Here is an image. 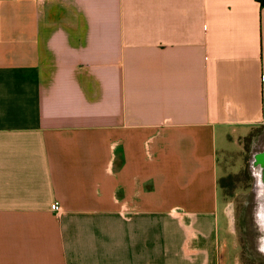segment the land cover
<instances>
[{
	"label": "crops",
	"instance_id": "1",
	"mask_svg": "<svg viewBox=\"0 0 264 264\" xmlns=\"http://www.w3.org/2000/svg\"><path fill=\"white\" fill-rule=\"evenodd\" d=\"M260 128L264 0H0V264H240Z\"/></svg>",
	"mask_w": 264,
	"mask_h": 264
},
{
	"label": "rangeland",
	"instance_id": "2",
	"mask_svg": "<svg viewBox=\"0 0 264 264\" xmlns=\"http://www.w3.org/2000/svg\"><path fill=\"white\" fill-rule=\"evenodd\" d=\"M264 143V128L255 130L247 138L229 142V152L219 153L220 165L218 186L222 200L221 206L232 210L237 242L240 245V264H264V257L257 253L259 235L264 241V194H258L255 215L257 225L252 220L251 206L253 178L249 162L251 155ZM258 230V232H257ZM262 249L261 245H259Z\"/></svg>",
	"mask_w": 264,
	"mask_h": 264
},
{
	"label": "flooded vegetation",
	"instance_id": "3",
	"mask_svg": "<svg viewBox=\"0 0 264 264\" xmlns=\"http://www.w3.org/2000/svg\"><path fill=\"white\" fill-rule=\"evenodd\" d=\"M262 155L264 156V143H263V146H261L257 152H254L251 155V159L249 162L251 176L254 180L253 185H252L253 203H252V206L250 208H251L252 220L257 225L258 229H259V225L256 221L255 209H256V205L258 204V194H260V193L264 194V176L262 173V169L260 168V165L257 164V162H256V158H258ZM257 232H258V230H257ZM259 236H260L259 240H257V241H258L259 245H261L262 249L264 250V241H262V238H261L262 234Z\"/></svg>",
	"mask_w": 264,
	"mask_h": 264
},
{
	"label": "water",
	"instance_id": "4",
	"mask_svg": "<svg viewBox=\"0 0 264 264\" xmlns=\"http://www.w3.org/2000/svg\"><path fill=\"white\" fill-rule=\"evenodd\" d=\"M256 162H257V164L260 165V168L262 169V173L264 176V156L262 155V156L256 158Z\"/></svg>",
	"mask_w": 264,
	"mask_h": 264
},
{
	"label": "built area",
	"instance_id": "5",
	"mask_svg": "<svg viewBox=\"0 0 264 264\" xmlns=\"http://www.w3.org/2000/svg\"><path fill=\"white\" fill-rule=\"evenodd\" d=\"M51 211L54 212H59L60 211V206L57 202H54L51 206H50Z\"/></svg>",
	"mask_w": 264,
	"mask_h": 264
},
{
	"label": "bare ground",
	"instance_id": "6",
	"mask_svg": "<svg viewBox=\"0 0 264 264\" xmlns=\"http://www.w3.org/2000/svg\"><path fill=\"white\" fill-rule=\"evenodd\" d=\"M261 155V154H260Z\"/></svg>",
	"mask_w": 264,
	"mask_h": 264
}]
</instances>
